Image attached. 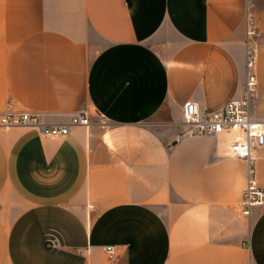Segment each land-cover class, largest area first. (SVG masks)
I'll list each match as a JSON object with an SVG mask.
<instances>
[{
	"label": "crops",
	"instance_id": "1",
	"mask_svg": "<svg viewBox=\"0 0 264 264\" xmlns=\"http://www.w3.org/2000/svg\"><path fill=\"white\" fill-rule=\"evenodd\" d=\"M247 10L264 116V0H0V112L89 115L65 137L0 126V264H264L245 161L183 116L241 95Z\"/></svg>",
	"mask_w": 264,
	"mask_h": 264
},
{
	"label": "built area",
	"instance_id": "2",
	"mask_svg": "<svg viewBox=\"0 0 264 264\" xmlns=\"http://www.w3.org/2000/svg\"><path fill=\"white\" fill-rule=\"evenodd\" d=\"M245 22L246 79L241 95L212 113H202L194 102L188 101L183 105V116L191 133L224 135L226 155L245 161V180L237 207L242 216L248 217L254 206L264 204V189L258 184L254 166V152L264 149V116H256L251 111V100L257 85L254 73L257 29L250 10H247ZM18 124L34 126L45 137H65L74 126H88L89 116L81 109L73 113L68 122L51 125L40 122L39 115L35 113L0 112V126L8 128ZM103 250L111 262L119 256L115 245H105Z\"/></svg>",
	"mask_w": 264,
	"mask_h": 264
},
{
	"label": "rangeland",
	"instance_id": "3",
	"mask_svg": "<svg viewBox=\"0 0 264 264\" xmlns=\"http://www.w3.org/2000/svg\"><path fill=\"white\" fill-rule=\"evenodd\" d=\"M85 111H86V109H84ZM87 114H88V112H87ZM89 116V115H88Z\"/></svg>",
	"mask_w": 264,
	"mask_h": 264
}]
</instances>
